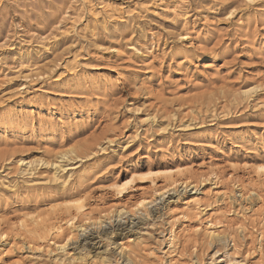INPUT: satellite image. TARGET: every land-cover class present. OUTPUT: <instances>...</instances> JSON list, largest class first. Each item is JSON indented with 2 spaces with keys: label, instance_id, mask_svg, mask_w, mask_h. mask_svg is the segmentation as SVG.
<instances>
[{
  "label": "rangeland",
  "instance_id": "374dc122",
  "mask_svg": "<svg viewBox=\"0 0 264 264\" xmlns=\"http://www.w3.org/2000/svg\"><path fill=\"white\" fill-rule=\"evenodd\" d=\"M262 161L264 0H0V264H264Z\"/></svg>",
  "mask_w": 264,
  "mask_h": 264
},
{
  "label": "bare ground",
  "instance_id": "6f19581e",
  "mask_svg": "<svg viewBox=\"0 0 264 264\" xmlns=\"http://www.w3.org/2000/svg\"><path fill=\"white\" fill-rule=\"evenodd\" d=\"M254 88H251V89H248V90H245L244 91V94H248V93H250L251 92V90H253ZM69 154H75V150L74 149H71V150H68V151H64V152H61L60 153V155H59V157H58V159H64V158H66V157H68V155ZM20 162H23L24 163V161H20ZM36 162H38L37 160H35V161H29L28 163H27V165L28 166H30V165H32V164H34V163H36ZM56 162V161H55ZM57 163V162H56ZM56 163H55V165H56ZM256 165V164H255ZM65 167V166H64ZM59 168H60V170H62L63 171V169H62V167H60L59 166ZM58 168V169H59ZM256 169L257 170H255V171H257L258 172V174H260V176L262 175V176H264V161H262V163H259V164H257L256 165ZM68 170V169H67ZM147 171L146 172H144L143 173V175H145V176H150V177H154V176H163V177H165L168 181H169V183H170V186H177L178 184H179V182H181L180 181V179H178L179 177L178 176H181V174H183V171H182V169L181 168H178L177 167V169L175 168V169H166V170H159V171H154L153 170V168L152 167H150V168H148V169H146ZM28 172V171H27ZM66 173V172H65ZM137 174H139V175H141L142 173H133V174H131V177H130V179L128 178L127 180H125L124 182H120V180L119 181H116V182H113V184L111 185L113 188H115L116 190H118V191H123V190H125L126 188H127V186L128 185H130L132 182H134V180L135 179H133V178H135L134 176L136 175L137 176ZM30 175V174H29ZM58 175H59V173L57 172L56 173V177H58ZM178 177V178H177ZM186 177V176H185ZM61 178H63L62 176H61ZM60 178V179H61ZM56 179H58V178H56ZM64 179V178H63ZM163 179V178H162ZM63 181H65V183L68 181L67 180V178L65 179V180H63ZM160 193V192H159ZM79 196V195H78ZM70 197V196H69ZM76 201H81V203H75ZM154 202V200L153 201H151V202H147V199H142V200H140L138 203H137V205H136V209L137 208H141V209H145L149 204H151V203H153ZM64 205H65V207H66V209L67 210H74V213H73V216L72 215H70V216H72L70 219H69V222H71V226L70 225H68V223H67V225L70 227V230L71 231H69V233L66 235V238L63 240V241H61V243L60 244H57L58 246H57V249H63V248H66V246H67V242L68 241H70V237H72V234L74 233V231L76 230V229H78V228H82V230H83V228H84V225L83 224H78L77 225V223L76 224H74L73 223V221L74 220H76V218H77V216L79 215V214H81L82 212H83V210H84V208H85V206H84V203H83V199H81V197H79V198H72V196L70 197V198H67L66 200H64ZM51 209V208H50ZM147 209V208H146ZM123 209H121V211H122ZM138 210H140V209H138ZM120 211V212H121ZM119 212V213H120ZM121 216V215H120ZM42 218L43 217H41L40 215H38V214H36V213H30V214H27V215H25V217H24V219H21L22 221L20 222L21 224V227L20 228H23V229H25L27 232H29V229H28V226H27V223H31V225H34L35 227H40L41 225H43L42 223H43V220H42ZM45 222V221H44ZM70 224V223H69ZM95 225L96 224H98V223H94ZM99 224H101V222H99ZM19 225V226H20ZM31 227V226H30ZM87 228H85L84 230H86ZM79 230V229H78ZM173 231V230H172ZM171 231V239H172V241L174 240V238H175V234L173 233ZM2 234V233H1ZM0 234V235H1ZM30 234V233H29ZM208 238H210L212 241H215L220 235L219 234H216V231H210L208 234ZM4 236V235H3ZM1 237V236H0ZM67 240V241H66ZM56 244V243H55ZM128 248L127 247H125V246H123L122 245V247H121V252L122 253H124V252H126V250H127ZM108 256V253L106 254V257ZM103 258V257H102ZM105 258V257H104Z\"/></svg>",
  "mask_w": 264,
  "mask_h": 264
},
{
  "label": "snow or ice",
  "instance_id": "6c2138e0",
  "mask_svg": "<svg viewBox=\"0 0 264 264\" xmlns=\"http://www.w3.org/2000/svg\"><path fill=\"white\" fill-rule=\"evenodd\" d=\"M75 203H81V201H76Z\"/></svg>",
  "mask_w": 264,
  "mask_h": 264
}]
</instances>
